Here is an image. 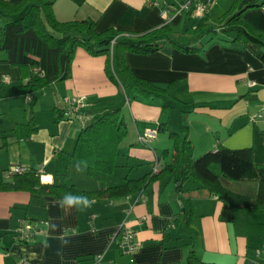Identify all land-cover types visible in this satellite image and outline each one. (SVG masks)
I'll list each match as a JSON object with an SVG mask.
<instances>
[{
  "label": "crops",
  "instance_id": "obj_1",
  "mask_svg": "<svg viewBox=\"0 0 264 264\" xmlns=\"http://www.w3.org/2000/svg\"><path fill=\"white\" fill-rule=\"evenodd\" d=\"M181 1L54 0L59 20L93 19L97 31L115 28L137 34L169 24L180 32L185 25L195 29L203 24L200 38L192 40L190 34L180 38L182 44L203 49L185 52L166 44L153 53L127 52V63L139 77L162 87L174 82L166 95L114 81L106 72L105 55H91L82 47L75 50L69 78L34 92L21 87L28 83L32 67L4 61L7 54L0 52V171L23 164L39 171L43 183L56 179V155L74 150L80 125L55 109L62 111L63 98L74 94L86 95L92 112L121 106L129 127L120 145L118 166L104 181L89 176L84 165L72 163L66 182L79 189L122 184L127 178L148 176L157 162L162 167L170 161V132L180 130L181 111L189 112L195 158L220 145L251 146L255 130L264 129V120L255 119L264 110V62L228 40L234 34L225 40L221 32H205L234 0H212L199 17L177 13L175 5ZM243 18L264 32V3L245 10ZM147 129L157 134L145 144L141 137ZM77 167L82 171L77 172ZM249 184L230 185L247 193ZM59 200L28 190L0 191V264H18L21 257L29 264H90L97 253L104 254L103 264H190L191 250L200 260L214 264L264 262V253L257 254L264 245V211L235 208L233 220H223L222 199L194 178L180 183L166 175L142 192L93 199L90 208L80 211L61 209ZM184 208L192 209L189 226L195 231L194 239L182 228ZM26 220L37 231L28 240H17L15 229ZM124 226L136 232L141 245L134 253H124L117 244L115 237Z\"/></svg>",
  "mask_w": 264,
  "mask_h": 264
},
{
  "label": "trees",
  "instance_id": "obj_2",
  "mask_svg": "<svg viewBox=\"0 0 264 264\" xmlns=\"http://www.w3.org/2000/svg\"><path fill=\"white\" fill-rule=\"evenodd\" d=\"M54 0H0V52L7 54L2 59L13 65L32 67L28 83L21 87L35 91L55 81H64L71 76V66L78 47L91 55H105L106 72L114 81L123 85L136 86L140 90L155 95H166L174 82L166 87L158 86L136 75L126 60L127 52L148 54L172 44L185 52L202 50V46L182 44V35L190 34L191 39L200 38L204 25L190 29L188 25L180 32H174L169 24L144 33L125 34L118 29L96 30V21L59 20L53 11ZM264 0H234L231 7L210 25L205 32L226 37L234 34L231 42L251 50L264 62V32L256 29L243 18L245 10L262 5ZM58 113L64 111L55 109ZM92 117L80 125L74 150L70 153L59 151L56 155L55 180L43 183L41 174L29 169L10 178L0 171V191L28 190L35 194H49L61 199L65 194L86 196L90 200L102 197H120L142 192L151 182L172 175L183 183L194 178L203 183L211 193H216L223 201L221 217L231 221L235 208L250 211H264V129H256L253 144L243 148L217 146L216 149L194 157L193 144L189 135L188 111H181V128L171 131L173 149L170 161H166L158 171L152 170L147 176L127 178L122 184L84 190L68 184L72 163L85 166L87 174L104 181L117 168L120 145L129 133V127L121 112V106L109 105L103 110L92 112ZM165 125H163L164 127ZM166 129V126L164 127ZM164 150V155L167 154ZM255 181L253 194L234 190L230 184ZM191 208L182 211V228L191 238L196 234L189 226ZM190 264H214L200 260L191 250Z\"/></svg>",
  "mask_w": 264,
  "mask_h": 264
},
{
  "label": "built area",
  "instance_id": "obj_3",
  "mask_svg": "<svg viewBox=\"0 0 264 264\" xmlns=\"http://www.w3.org/2000/svg\"><path fill=\"white\" fill-rule=\"evenodd\" d=\"M212 0H183L175 5V11L177 13L188 12L192 16L199 17L205 14L209 9ZM250 85H254V82H250ZM64 102V117L68 120L75 121L79 125H84L91 117L92 104L88 101V98L84 94L68 95L63 98ZM255 119L264 120V110L256 114ZM157 131L155 129H147L145 135L141 137V141L148 144L149 140L156 137ZM159 169V163H155L153 170L156 172ZM29 170L26 165L13 164L8 167L3 175L6 178H10L15 174H22ZM129 213V211H128ZM36 226L31 221H24L21 225L15 229V238L20 241L28 240L36 233ZM117 244L121 251L124 253H134L141 248V245L136 237V232L129 227H121L116 237ZM264 253V245L257 250V254ZM103 253H97L90 264H103ZM18 264H29L26 257H21ZM258 264H264L260 262Z\"/></svg>",
  "mask_w": 264,
  "mask_h": 264
},
{
  "label": "clouds",
  "instance_id": "obj_4",
  "mask_svg": "<svg viewBox=\"0 0 264 264\" xmlns=\"http://www.w3.org/2000/svg\"><path fill=\"white\" fill-rule=\"evenodd\" d=\"M77 172L82 171L79 167L76 168ZM94 200H90L86 196H79V195H73L72 193L65 194L59 201L60 208L65 209H73L75 208L77 211H80L82 209H88L92 206L94 203ZM67 241L62 240V244H66ZM45 246H49L45 244Z\"/></svg>",
  "mask_w": 264,
  "mask_h": 264
},
{
  "label": "rangeland",
  "instance_id": "obj_5",
  "mask_svg": "<svg viewBox=\"0 0 264 264\" xmlns=\"http://www.w3.org/2000/svg\"><path fill=\"white\" fill-rule=\"evenodd\" d=\"M124 98H126V94L124 95V97L122 98V102L124 101ZM125 111H126V109H125ZM45 179H46V177H45ZM235 186H237L238 185V183H236V184H234ZM245 185L246 184H243V186L242 187H245ZM250 185V189H249V191L250 192H254L255 190H256V187H257V183L255 182V181H251V184H249ZM252 185V186H251ZM241 186V185H240ZM249 191H247V193H250ZM251 194V193H250Z\"/></svg>",
  "mask_w": 264,
  "mask_h": 264
},
{
  "label": "water",
  "instance_id": "obj_6",
  "mask_svg": "<svg viewBox=\"0 0 264 264\" xmlns=\"http://www.w3.org/2000/svg\"><path fill=\"white\" fill-rule=\"evenodd\" d=\"M178 185H179V183H178Z\"/></svg>",
  "mask_w": 264,
  "mask_h": 264
}]
</instances>
